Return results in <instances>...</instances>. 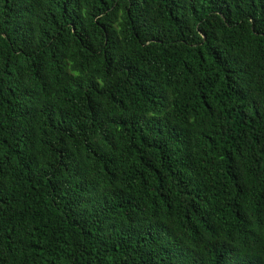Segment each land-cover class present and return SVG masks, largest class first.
Wrapping results in <instances>:
<instances>
[{
    "label": "trees",
    "instance_id": "16d2710c",
    "mask_svg": "<svg viewBox=\"0 0 264 264\" xmlns=\"http://www.w3.org/2000/svg\"><path fill=\"white\" fill-rule=\"evenodd\" d=\"M0 264H264V0H0Z\"/></svg>",
    "mask_w": 264,
    "mask_h": 264
}]
</instances>
